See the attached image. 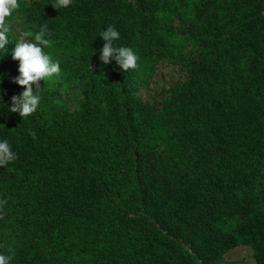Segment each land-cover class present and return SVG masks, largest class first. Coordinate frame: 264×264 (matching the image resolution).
<instances>
[{
  "label": "trees",
  "instance_id": "1",
  "mask_svg": "<svg viewBox=\"0 0 264 264\" xmlns=\"http://www.w3.org/2000/svg\"><path fill=\"white\" fill-rule=\"evenodd\" d=\"M19 3L10 29L47 25L44 52L78 81L79 101L69 111L52 77L35 113L9 111L24 91L11 29L0 141L17 160L0 168V254L10 264H226L245 246L264 264V0ZM108 26L136 70L100 61ZM157 70L171 79L151 94Z\"/></svg>",
  "mask_w": 264,
  "mask_h": 264
},
{
  "label": "clouds",
  "instance_id": "2",
  "mask_svg": "<svg viewBox=\"0 0 264 264\" xmlns=\"http://www.w3.org/2000/svg\"><path fill=\"white\" fill-rule=\"evenodd\" d=\"M71 3L72 0H55L52 7L59 10L67 8ZM19 9V0H0V49H5V46L10 42L8 33L11 29L7 20ZM47 35V25L41 26L38 31L31 29L22 31L12 51V58L19 61V76L14 82L24 91L19 96L12 97V107L9 111L19 113L23 119L35 113L40 104V81L45 82L61 73L60 62H53L51 57L44 52V48L51 47L52 43L46 38ZM100 37L103 40V47L100 50L99 59L104 65L115 61L124 72L136 70L139 67V57L130 47H118L114 44V41L120 39V34L113 26H108L106 30L102 31ZM34 85L35 90L33 89ZM2 92L3 90L0 89V99H2ZM31 135L35 138L34 132ZM16 160L17 155L12 151L9 142L6 139L0 141V168H7ZM7 203V199L0 198V220L5 218L4 212ZM10 261L11 256L0 254V264H10Z\"/></svg>",
  "mask_w": 264,
  "mask_h": 264
},
{
  "label": "rangeland",
  "instance_id": "3",
  "mask_svg": "<svg viewBox=\"0 0 264 264\" xmlns=\"http://www.w3.org/2000/svg\"><path fill=\"white\" fill-rule=\"evenodd\" d=\"M15 30L18 34V38L21 31V25L18 23V20L11 21V29ZM57 61H61L57 59ZM55 77H59L63 80V88L58 91L57 96L62 102L67 103L69 111L73 109L75 104L79 101V89L78 81L71 74L61 72L58 76H53V80L49 81L50 83H56L54 80ZM171 79L169 72L165 71H155L154 75L150 81V84L147 86L146 92L151 94L160 92L167 88V82ZM224 261L226 264H252L253 260L251 257V251L245 246H239L232 250L227 251L224 254Z\"/></svg>",
  "mask_w": 264,
  "mask_h": 264
},
{
  "label": "water",
  "instance_id": "4",
  "mask_svg": "<svg viewBox=\"0 0 264 264\" xmlns=\"http://www.w3.org/2000/svg\"><path fill=\"white\" fill-rule=\"evenodd\" d=\"M263 13H264V11H263Z\"/></svg>",
  "mask_w": 264,
  "mask_h": 264
}]
</instances>
